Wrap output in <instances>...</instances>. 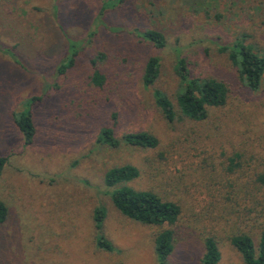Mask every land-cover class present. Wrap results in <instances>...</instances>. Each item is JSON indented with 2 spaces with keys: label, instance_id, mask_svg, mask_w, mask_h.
<instances>
[{
  "label": "rangeland",
  "instance_id": "1",
  "mask_svg": "<svg viewBox=\"0 0 264 264\" xmlns=\"http://www.w3.org/2000/svg\"><path fill=\"white\" fill-rule=\"evenodd\" d=\"M101 1L0 0V41L16 55L15 60L0 50V156L6 157L0 198L9 209L0 227V264H157L156 228L121 217L104 194L106 170L126 162L140 169L128 186L155 190L183 205L182 225L191 237L176 244L172 264H200L202 231L223 239L218 264H243L224 241L230 225L224 226L221 185L233 148L245 150L232 177L243 210L232 215V222L252 229L257 238L258 225L264 224V183L254 181L264 170V73L261 89L251 92L239 83L218 45L240 38L261 54L264 0H123L98 18ZM152 27L164 33V48L157 50L137 36ZM67 38L78 43L79 55L75 67L58 74ZM178 50L198 61L195 74L206 71L226 79L245 109L254 107L253 128L262 141L254 151L239 146L242 115L238 122L224 119V107L210 109L209 118L198 124L162 118L143 89L142 68L148 55L159 56L157 85L168 91L177 110L172 69ZM101 51L120 58L109 68L111 98L90 108V59ZM44 93L33 112L36 138L25 146L11 114L22 110L25 99ZM113 110L120 112L113 124L116 137L148 130L158 137V147L122 144L111 150L100 145V128L110 125ZM101 203L109 208L105 231L117 248L113 254L94 249L91 213Z\"/></svg>",
  "mask_w": 264,
  "mask_h": 264
},
{
  "label": "trees",
  "instance_id": "2",
  "mask_svg": "<svg viewBox=\"0 0 264 264\" xmlns=\"http://www.w3.org/2000/svg\"><path fill=\"white\" fill-rule=\"evenodd\" d=\"M122 1L102 0L97 17L102 18L107 11L116 8ZM215 17L218 18L219 15L215 14ZM117 29V27H113L111 30L115 33ZM89 34L94 33L90 32ZM137 36L157 50L166 45L164 33L153 27L145 29ZM67 41V50L56 65L58 74H64L75 67L79 55L78 43L71 38H67ZM0 50L8 51L13 59L16 57L13 48H5L1 41ZM218 51L227 53L239 83H242L251 92H258L261 89L264 73V49L259 54L251 44L245 43L239 38L230 44L218 45ZM115 55L118 54L113 51H110V54L101 51L95 53V56L90 59L93 70L88 76L89 81L86 83L93 90L92 99L88 106L90 108L101 106L105 100L111 98L110 69L117 65V60L120 58ZM105 61L108 63L107 65H103ZM198 66L196 59L184 55L182 51L178 50L172 69L177 79V87L173 95L174 102L178 107L177 110L168 91L157 85L161 68L159 56L150 54L145 59L140 77L141 84L143 89L150 93L160 115L167 122L203 123L209 118L210 109L222 107H224V119L231 117L238 122L240 120L239 115H242L240 122L242 137L239 146H251L250 151H254V146L262 143L260 135L253 128V117L256 113L254 107L245 109L247 105L235 96V91L231 89L232 85H229L226 79L217 78L206 73V71H199L195 74L194 70ZM44 98L45 93L33 95L24 100L21 111L11 114L25 146L32 144L36 138L37 130L33 112ZM109 117L110 125L102 126L97 137V142L103 147L111 150L120 148L122 144L138 149H156L158 147V137L148 130H129L123 132L121 138L116 137L113 124L119 122L120 112L113 110ZM226 126H228L227 123ZM240 150L233 148V152L227 157V164L224 166V183L221 185V196L224 200V226L227 223L230 225L229 230L224 228V241L236 249L243 260V264H264V224L258 225L257 238H255L256 233L252 229L242 230L237 227L234 221L232 222V215L243 210L240 204V190L236 188L232 179L240 165V159L244 156L245 150ZM5 163L6 157L0 156V175ZM139 176L140 169L136 164L126 162L111 166L103 176L104 194L107 196L111 207L121 217L156 228L152 234L156 263L172 264L171 256L176 244L185 242L191 237V234L182 225L183 205L179 200L169 199L155 190L149 188L136 189L127 185L128 182L137 179ZM254 181L264 183V170L261 173H256ZM108 215L109 208L103 203L94 207L91 213L94 225V249L97 253L99 251L113 254L117 251L116 246L105 231ZM8 217L9 209L0 198V227ZM200 236L203 252L199 263L218 264L221 258L220 243L223 239L210 231H202Z\"/></svg>",
  "mask_w": 264,
  "mask_h": 264
}]
</instances>
